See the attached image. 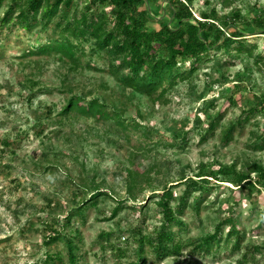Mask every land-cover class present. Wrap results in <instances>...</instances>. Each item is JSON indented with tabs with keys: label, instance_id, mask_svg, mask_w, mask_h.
Returning <instances> with one entry per match:
<instances>
[{
	"label": "rangeland",
	"instance_id": "obj_1",
	"mask_svg": "<svg viewBox=\"0 0 264 264\" xmlns=\"http://www.w3.org/2000/svg\"><path fill=\"white\" fill-rule=\"evenodd\" d=\"M222 2L192 0L194 18L203 20L215 10L225 16L228 29L220 20L216 24L226 37L235 30L242 35L228 46L216 43L191 76L155 101L110 72L107 53L95 51L89 36L74 40L82 49L76 67L55 53L23 57L58 38L60 24L83 14L105 15L114 27L108 4L72 0L48 25L32 23L31 29L19 27L16 18L2 24L9 1L0 7V264H45L47 255L54 264H69L67 236L77 248L78 264H133L137 230L154 239L162 223L159 192L174 186L175 207L185 190L182 182L199 180L201 166L207 174L232 164L238 171L253 163L264 167V147L258 148L264 138V34L255 24L264 18V0H235L229 8ZM144 8L149 30L171 21L167 0H145L138 11ZM233 10L241 20L231 21ZM72 93L120 110L125 128L61 114ZM256 107L261 112L244 121L245 112ZM238 120L243 124L224 143V131ZM213 121H218L215 132L203 139ZM132 163L148 179L139 178L129 189L126 170ZM207 182L205 190L189 194L181 217L185 226L171 228L182 243L180 254L159 258L146 245L144 264H264V183L250 189ZM79 185L88 191L99 186L108 197L93 206ZM82 202H88L82 215L67 224L68 214ZM225 218L234 221L240 239L228 238L225 225L208 252L197 249ZM48 226L62 239L46 246Z\"/></svg>",
	"mask_w": 264,
	"mask_h": 264
},
{
	"label": "trees",
	"instance_id": "obj_2",
	"mask_svg": "<svg viewBox=\"0 0 264 264\" xmlns=\"http://www.w3.org/2000/svg\"><path fill=\"white\" fill-rule=\"evenodd\" d=\"M6 1H9V5L7 11L3 14L2 24L9 23L16 18V23L22 29H31L35 23L48 25L62 7L69 8L72 2V0H0V7ZM234 1L223 0L222 3L224 7L229 8ZM96 2L108 4L112 8L115 20L114 27L111 26L105 15L94 19L89 18L87 14H83L79 18L60 24L61 30L58 38L49 39L44 44L33 47L23 57L26 55H51L55 53L60 55L58 57L60 61H67L66 63H71L73 67H76L78 63L77 53L82 49L74 40L89 36L95 42V51L107 53L110 72L118 77L120 75V81L125 86L155 101L164 96L177 81L191 76L205 60L206 54L216 46V43L221 42V45L228 46L234 44V41H237L236 39L242 35V32L235 30L226 37L224 30L216 24V21L220 20L228 29L229 26L225 23L226 19L223 20L225 16L218 17L215 10H212L210 15H204L203 20H196L191 7L192 0H167V9L171 21L161 22L158 30H149L146 26V20L150 15L147 8L138 11V4H144L145 0H92V3ZM65 17L67 20V15ZM236 20H241V16L233 10L231 21L235 22ZM255 24L261 27L264 34V18L261 21H255ZM212 38H215L216 42H212ZM187 64H190L191 68L181 72ZM120 72H123V74L121 75ZM260 112L261 110L258 107L248 109L245 112L244 121ZM61 114L81 116L103 123L111 121L118 124L119 127L125 128L120 118L122 116L120 110L110 108L98 98L87 99L86 96L77 93L71 94L61 110ZM217 122L213 121L207 125L203 139L215 132ZM242 124L243 120H238L224 131L222 141L229 143L236 126ZM135 127L137 128L138 124ZM261 139L263 141L261 145H258V148L263 149L264 138ZM132 167L126 170L129 189L137 183L139 178L148 179L146 171L139 172L134 163H132ZM247 168V171H238L237 166L232 164L221 166L216 172L207 174L205 167L201 166L200 172L195 176L199 180L189 178L182 182L185 183V190L175 207L172 206L175 199L174 186L159 192L156 206L162 214V223L156 230L154 239L145 235L143 231L137 230L138 256L133 264L145 263L142 254L146 245L151 247L159 258L170 254L179 255L182 243L176 241V234L171 231V228L173 226L180 228L185 226L181 217L187 207L186 201L189 194L195 189L205 190L208 187V178L214 181L228 182L237 187L244 185L250 189L264 183L263 166L253 163L248 165ZM252 174L256 175L255 178L251 176ZM79 187L89 193V200L93 206L97 204L98 198L108 197V192L99 186H92L90 191L85 186L79 185ZM87 204L88 202L80 203L74 212L68 214L66 223L70 224V220L74 216L80 217ZM117 212L118 208L114 209L110 219H113ZM225 225L230 226L227 237L236 235L237 240H239V232L234 225V221L231 218H225L217 225L213 234L203 238L198 243L197 249L208 252L212 245L219 240L221 229ZM109 236L107 235L105 238L109 239ZM60 239H62L60 232L54 230V227L48 226L46 246L56 243ZM64 244L67 248L68 263L78 264L77 248L70 236H67ZM238 244L239 242L237 246ZM254 250L261 252L259 247H255ZM119 252L121 254V250ZM47 257L48 262H45V264H54L52 256L47 255Z\"/></svg>",
	"mask_w": 264,
	"mask_h": 264
}]
</instances>
